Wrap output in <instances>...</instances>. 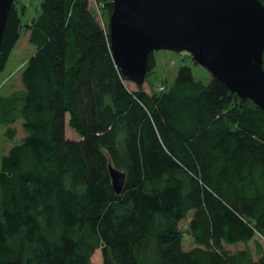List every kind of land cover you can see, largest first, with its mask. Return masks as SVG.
Wrapping results in <instances>:
<instances>
[{
    "label": "trees",
    "instance_id": "obj_1",
    "mask_svg": "<svg viewBox=\"0 0 264 264\" xmlns=\"http://www.w3.org/2000/svg\"><path fill=\"white\" fill-rule=\"evenodd\" d=\"M97 1L111 14L112 0ZM21 26L15 1L0 72ZM30 42L23 90L0 96V122L26 132L1 161L0 264H93L99 249L102 264H264L258 105L185 64L158 94L129 89L91 0H42ZM110 166L126 173L121 193Z\"/></svg>",
    "mask_w": 264,
    "mask_h": 264
},
{
    "label": "water",
    "instance_id": "obj_2",
    "mask_svg": "<svg viewBox=\"0 0 264 264\" xmlns=\"http://www.w3.org/2000/svg\"><path fill=\"white\" fill-rule=\"evenodd\" d=\"M16 0H0V52ZM111 51L127 80L141 85L155 51L188 52L242 101L264 111L261 0H112ZM115 191L126 173L110 166Z\"/></svg>",
    "mask_w": 264,
    "mask_h": 264
},
{
    "label": "rangeland",
    "instance_id": "obj_3",
    "mask_svg": "<svg viewBox=\"0 0 264 264\" xmlns=\"http://www.w3.org/2000/svg\"><path fill=\"white\" fill-rule=\"evenodd\" d=\"M16 7L21 13V34L5 69L0 72V96H9L17 91L23 90L21 79L22 71L29 57L35 52V46L30 42L31 28L41 13L42 0H16ZM91 9L96 19L109 32L111 14L108 10L97 0H91ZM154 55L156 58V67L152 71H148L145 82L141 84L143 90L150 95L158 94L172 86L179 67L183 64L189 65L192 68L197 81H202L205 84L210 82L211 73L203 66L195 63L193 57L188 52L175 53L168 50H161L155 51ZM126 85L131 90H138L140 84L137 85L126 80ZM9 127L16 129L17 135L14 138L7 135ZM66 133L68 137H77V133L69 126V117L66 120ZM25 136L26 132L23 128L22 120H18L10 126L0 122V168L3 156L8 154L13 146L19 144ZM192 216L193 211H190L187 218L180 223L183 246L186 250L196 245L193 236L189 232V222ZM258 239L264 246V239L259 236ZM249 246L255 250L254 241H251ZM225 247L231 250H237L244 248L245 244L226 245ZM93 264H102V252L100 249L94 254Z\"/></svg>",
    "mask_w": 264,
    "mask_h": 264
}]
</instances>
